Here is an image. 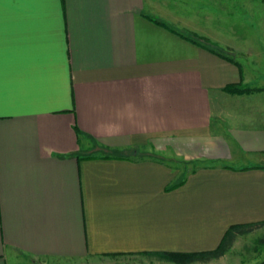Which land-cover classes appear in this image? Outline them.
Segmentation results:
<instances>
[{
    "label": "crops",
    "instance_id": "1",
    "mask_svg": "<svg viewBox=\"0 0 264 264\" xmlns=\"http://www.w3.org/2000/svg\"><path fill=\"white\" fill-rule=\"evenodd\" d=\"M158 14L150 0L4 3L0 264H176L161 253L264 220V90H222L264 87L262 63L250 83L230 50L264 41L219 51Z\"/></svg>",
    "mask_w": 264,
    "mask_h": 264
},
{
    "label": "rangeland",
    "instance_id": "2",
    "mask_svg": "<svg viewBox=\"0 0 264 264\" xmlns=\"http://www.w3.org/2000/svg\"><path fill=\"white\" fill-rule=\"evenodd\" d=\"M150 1L158 10V15H160L171 27L183 34L191 35L219 51L226 50L223 43L225 41H234L232 37H235L238 41V37L246 41H264V2L261 0ZM224 9H230V12L228 13L224 11ZM230 50L231 54H235L234 57L240 62H245L243 56L246 57L248 79H250V83L259 84L260 82L255 72L257 68L255 62H261L264 66V49ZM249 161L250 159L248 158L242 161L240 159H232L228 160L226 163L236 166L249 163ZM262 234H264V226L254 228L245 234L238 235V238L234 242L232 240L233 245L231 246V242L228 248L229 250L227 249V252L225 251L227 255L221 259L220 264H257L258 261L264 258V245L256 242V238ZM112 262L113 261L108 258H98L87 259L86 261L77 263H46L37 261L35 264H113ZM114 264L118 263L115 262Z\"/></svg>",
    "mask_w": 264,
    "mask_h": 264
},
{
    "label": "trees",
    "instance_id": "3",
    "mask_svg": "<svg viewBox=\"0 0 264 264\" xmlns=\"http://www.w3.org/2000/svg\"><path fill=\"white\" fill-rule=\"evenodd\" d=\"M264 2V0H261ZM239 77H241V70L238 66ZM222 90L228 94H245L252 91L264 90V87H248L240 82L226 84ZM168 186L167 188H169ZM264 226V220L250 223H236L228 225L222 232L217 244L207 250L200 251H167L161 253V257L176 264H187L193 261H207L216 258L223 254L230 246L232 240L237 235L245 234L254 228ZM256 242L264 245V234L256 238Z\"/></svg>",
    "mask_w": 264,
    "mask_h": 264
},
{
    "label": "snow or ice",
    "instance_id": "4",
    "mask_svg": "<svg viewBox=\"0 0 264 264\" xmlns=\"http://www.w3.org/2000/svg\"><path fill=\"white\" fill-rule=\"evenodd\" d=\"M5 2H15V0H0V32H2V8Z\"/></svg>",
    "mask_w": 264,
    "mask_h": 264
}]
</instances>
